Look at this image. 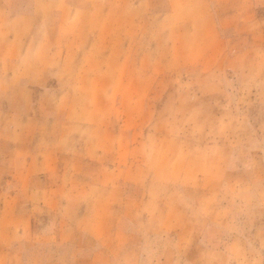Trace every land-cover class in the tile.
Masks as SVG:
<instances>
[{
    "label": "rangeland",
    "instance_id": "obj_1",
    "mask_svg": "<svg viewBox=\"0 0 264 264\" xmlns=\"http://www.w3.org/2000/svg\"><path fill=\"white\" fill-rule=\"evenodd\" d=\"M162 256L264 264V0H0V264Z\"/></svg>",
    "mask_w": 264,
    "mask_h": 264
},
{
    "label": "crops",
    "instance_id": "obj_2",
    "mask_svg": "<svg viewBox=\"0 0 264 264\" xmlns=\"http://www.w3.org/2000/svg\"><path fill=\"white\" fill-rule=\"evenodd\" d=\"M120 227V228H119ZM116 228V235L120 234L122 237H124L126 240L129 238V236H134L136 239L138 238V235L134 233V231L131 229V232L128 231V223L125 220H122V225ZM63 228H57V231L55 232L56 235L59 237L62 236L61 231ZM117 237V236H116ZM148 258V257H147ZM159 262H162L164 264L166 262V257L162 256V258H159Z\"/></svg>",
    "mask_w": 264,
    "mask_h": 264
}]
</instances>
